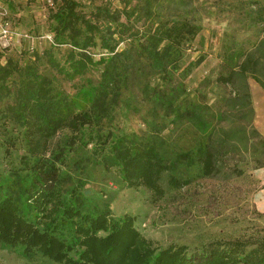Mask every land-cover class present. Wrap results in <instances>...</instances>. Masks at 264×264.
Wrapping results in <instances>:
<instances>
[{
	"label": "rangeland",
	"instance_id": "374dc122",
	"mask_svg": "<svg viewBox=\"0 0 264 264\" xmlns=\"http://www.w3.org/2000/svg\"><path fill=\"white\" fill-rule=\"evenodd\" d=\"M61 1L0 0V204L70 245L84 212L129 211L154 246L264 238V0H76L59 32ZM201 139L210 173L178 156ZM148 142L162 192L127 165ZM0 264L64 263L0 242Z\"/></svg>",
	"mask_w": 264,
	"mask_h": 264
},
{
	"label": "trees",
	"instance_id": "16d2710c",
	"mask_svg": "<svg viewBox=\"0 0 264 264\" xmlns=\"http://www.w3.org/2000/svg\"><path fill=\"white\" fill-rule=\"evenodd\" d=\"M75 5L76 0H62L56 6L55 16L59 18L56 28L59 32L69 29L79 16ZM85 22L92 31L100 32V35L104 32L102 23H94L89 19ZM57 30L55 36H58ZM3 66L8 71L7 75H10L9 68ZM15 66L16 63L12 61L11 67ZM16 71L19 69L13 68L12 73ZM218 78L228 80L223 75ZM11 104L10 110L14 115L18 112L26 114L25 110L28 111L30 105L29 101L20 102V99L13 100ZM42 104L38 101L36 108L42 109ZM84 114L83 111H77L74 115L77 120L89 125L91 121ZM124 133L117 136L121 138ZM202 140L199 141L200 147L183 148L178 151V156L189 164L200 160L203 170L210 173L216 166L215 150L209 146V141L203 143ZM126 161L131 167L142 161L145 164L140 174L143 184L155 191L164 190L160 178L169 165L157 153L154 143L148 142L142 149L132 148ZM180 181L176 176L170 175L171 186L179 185ZM10 202L6 198L0 204V242L21 246V251L27 256L40 251L64 264H264V238L257 242L240 238H218L194 247H189L186 243L154 246L136 226L135 215L129 211L114 217L101 213H82L81 217L89 219V225L85 226L84 222L80 225L81 238L75 245H70L50 226L37 224L8 209ZM69 208L70 211L76 209L75 206ZM76 213L79 214L77 211Z\"/></svg>",
	"mask_w": 264,
	"mask_h": 264
},
{
	"label": "built area",
	"instance_id": "2783aa9c",
	"mask_svg": "<svg viewBox=\"0 0 264 264\" xmlns=\"http://www.w3.org/2000/svg\"><path fill=\"white\" fill-rule=\"evenodd\" d=\"M0 12H2V11H0ZM2 32L4 33V35H7V33H8V28L4 27L3 30H2Z\"/></svg>",
	"mask_w": 264,
	"mask_h": 264
},
{
	"label": "water",
	"instance_id": "95a60500",
	"mask_svg": "<svg viewBox=\"0 0 264 264\" xmlns=\"http://www.w3.org/2000/svg\"><path fill=\"white\" fill-rule=\"evenodd\" d=\"M86 192H89V189Z\"/></svg>",
	"mask_w": 264,
	"mask_h": 264
}]
</instances>
